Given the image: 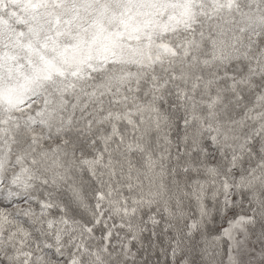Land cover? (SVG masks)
Wrapping results in <instances>:
<instances>
[{"label":"snow or ice","instance_id":"snow-or-ice-1","mask_svg":"<svg viewBox=\"0 0 264 264\" xmlns=\"http://www.w3.org/2000/svg\"><path fill=\"white\" fill-rule=\"evenodd\" d=\"M0 264H264V0H0Z\"/></svg>","mask_w":264,"mask_h":264}]
</instances>
